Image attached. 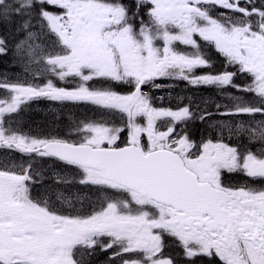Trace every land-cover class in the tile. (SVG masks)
<instances>
[{
    "label": "snow or ice",
    "instance_id": "snow-or-ice-1",
    "mask_svg": "<svg viewBox=\"0 0 264 264\" xmlns=\"http://www.w3.org/2000/svg\"><path fill=\"white\" fill-rule=\"evenodd\" d=\"M0 58V264H264V0H0Z\"/></svg>",
    "mask_w": 264,
    "mask_h": 264
},
{
    "label": "flooded vegetation",
    "instance_id": "flooded-vegetation-1",
    "mask_svg": "<svg viewBox=\"0 0 264 264\" xmlns=\"http://www.w3.org/2000/svg\"><path fill=\"white\" fill-rule=\"evenodd\" d=\"M6 69L7 67H0V69ZM163 83H165V87L159 89V90H153V94L154 96L157 97V104H161L163 103V105L167 104V101H170L168 104L173 105L174 106V102L177 101V97H187L190 99H195L197 102H200L202 99L203 100H216L219 102V98L217 93L215 92V90L211 89V88H190L188 86H186L183 83L180 84H174L171 81H164ZM163 97V101H161L159 98ZM203 106V105H202ZM209 110H213V106L211 105V103L209 104ZM196 136L200 137V136H211L213 135L212 132L205 131V127L203 125H198L195 129H194ZM245 143H247V141H245ZM228 183H231L233 185H243L245 183H247L248 181L243 178L240 175L237 174H233L231 177H229L227 179ZM255 186L257 187H261L264 185H261L260 183H257ZM106 261V256L101 254L98 255L97 257L94 258V264H105Z\"/></svg>",
    "mask_w": 264,
    "mask_h": 264
},
{
    "label": "rangeland",
    "instance_id": "rangeland-1",
    "mask_svg": "<svg viewBox=\"0 0 264 264\" xmlns=\"http://www.w3.org/2000/svg\"><path fill=\"white\" fill-rule=\"evenodd\" d=\"M8 67L9 66V62L7 59L4 58H0V66H5ZM18 71V70H16ZM182 97V96H180ZM170 101H167V104L164 106H169ZM177 102V101H176ZM174 102V105L175 103ZM48 105H50L48 102H41L39 104H34L32 107V110L30 112H28L27 114L29 115H25V120L28 123V125H30L35 131H47L53 127H57L58 125H52L51 123V118L48 115L50 108H53V105H50V107H48ZM73 111H78V112H86L87 109L81 107L79 109L73 108ZM37 113V114H35ZM31 114H34L33 116L36 117L34 119L29 118V116ZM89 115H91V113H88Z\"/></svg>",
    "mask_w": 264,
    "mask_h": 264
}]
</instances>
